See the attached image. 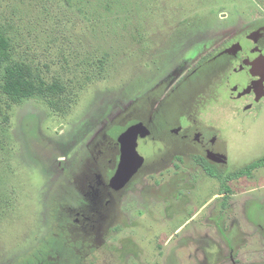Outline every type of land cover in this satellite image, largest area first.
I'll use <instances>...</instances> for the list:
<instances>
[{"label": "rangeland", "instance_id": "1", "mask_svg": "<svg viewBox=\"0 0 264 264\" xmlns=\"http://www.w3.org/2000/svg\"><path fill=\"white\" fill-rule=\"evenodd\" d=\"M256 21L264 23V0H0L14 55L81 88L63 113L27 100L12 106L6 122L0 116V264H17L48 238L65 217L63 197L67 207L77 198L78 207L81 159L105 128L112 133L130 108L157 106L174 79ZM234 78L236 85L244 77ZM216 90L200 118L225 148L224 180L188 170L183 213L173 195L146 220L111 226L90 264H264V99L240 115L231 108L240 92L230 104L229 92ZM165 169L157 181L175 171ZM225 190L224 201L212 199Z\"/></svg>", "mask_w": 264, "mask_h": 264}, {"label": "flooded vegetation", "instance_id": "2", "mask_svg": "<svg viewBox=\"0 0 264 264\" xmlns=\"http://www.w3.org/2000/svg\"><path fill=\"white\" fill-rule=\"evenodd\" d=\"M253 25L232 43L203 55L183 80L174 79L168 86L169 93L157 106L130 108L112 133L105 128L90 145L80 164L84 175L81 174L79 189L85 195H79L78 207L77 198L68 207V198H62L58 207L67 215L58 217L54 226L60 233H49L64 236L83 264H90V255L101 251L111 226L123 225L132 218L146 220L156 202L174 195L179 199L178 213H183L185 193L180 184L188 170L224 180L227 170L221 168L226 166L225 148L220 147L211 127L201 122L200 109L216 101L219 85L229 92L230 104L235 90L240 92L234 100L239 106H231L240 115L251 112L264 99V23L256 21ZM228 30H236L235 24H230ZM240 74L244 78L232 84ZM141 148L150 152L142 154ZM170 165L175 168L173 174L166 181H157L156 174L162 177ZM177 166L181 170H176ZM227 196L229 190L212 199L224 201ZM209 202L204 206L212 204ZM72 207L77 209L72 211ZM213 219L208 217L209 221ZM46 258L53 260L49 255ZM55 262L60 264L61 260L57 258Z\"/></svg>", "mask_w": 264, "mask_h": 264}, {"label": "trees", "instance_id": "3", "mask_svg": "<svg viewBox=\"0 0 264 264\" xmlns=\"http://www.w3.org/2000/svg\"><path fill=\"white\" fill-rule=\"evenodd\" d=\"M13 51L14 46L11 39L0 25V98L4 99L3 109L0 107L2 120L7 121V112L13 105L27 100L42 101L51 111L63 113L74 100L77 89H81L80 86L75 85L71 80L49 77L48 72L43 70L44 68L24 58L16 57ZM96 66L98 72L95 77L99 78L103 71L102 61L99 60ZM89 77L86 75L85 82L90 80ZM258 164L252 165L243 172L248 173V170L256 168ZM61 213L67 215L63 210ZM53 230L54 233H60V231ZM63 237L58 238L50 234L44 244L17 264H42L43 261L49 260L46 255L53 260L59 258L60 264H83L82 260L68 247ZM68 254L70 258L67 257Z\"/></svg>", "mask_w": 264, "mask_h": 264}, {"label": "water", "instance_id": "4", "mask_svg": "<svg viewBox=\"0 0 264 264\" xmlns=\"http://www.w3.org/2000/svg\"><path fill=\"white\" fill-rule=\"evenodd\" d=\"M262 68H264V63L262 64Z\"/></svg>", "mask_w": 264, "mask_h": 264}]
</instances>
